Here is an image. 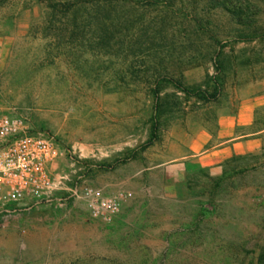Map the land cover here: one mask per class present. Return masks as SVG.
Returning a JSON list of instances; mask_svg holds the SVG:
<instances>
[{"label":"rangeland","instance_id":"1","mask_svg":"<svg viewBox=\"0 0 264 264\" xmlns=\"http://www.w3.org/2000/svg\"><path fill=\"white\" fill-rule=\"evenodd\" d=\"M57 1L0 0L1 108L61 144L41 204H0V264H257L264 0Z\"/></svg>","mask_w":264,"mask_h":264},{"label":"built area","instance_id":"2","mask_svg":"<svg viewBox=\"0 0 264 264\" xmlns=\"http://www.w3.org/2000/svg\"><path fill=\"white\" fill-rule=\"evenodd\" d=\"M60 150L57 136L33 130L25 117L0 105V204L24 205L27 210L41 204L52 185L48 164ZM119 205L117 199L97 196L93 210L115 212Z\"/></svg>","mask_w":264,"mask_h":264},{"label":"trees","instance_id":"3","mask_svg":"<svg viewBox=\"0 0 264 264\" xmlns=\"http://www.w3.org/2000/svg\"><path fill=\"white\" fill-rule=\"evenodd\" d=\"M140 1L144 0H59L57 2H54V4L51 6L53 9L59 8L62 9L64 12H67L69 9H72L74 7L83 6V5H111V4H131L132 2L138 4ZM176 87L182 89L186 92L189 96H196L197 98L204 100V101H212L216 99L218 95V89L209 92L207 90H204L200 87H185L180 82H176ZM157 93V90H155ZM151 138L143 144V147H146L148 145H151L154 141V139L157 137V123L153 125ZM97 165V171L100 170H107L112 169L114 167V164H107V163H99ZM257 264H264V245L261 247L260 252L258 254V260Z\"/></svg>","mask_w":264,"mask_h":264},{"label":"crops","instance_id":"4","mask_svg":"<svg viewBox=\"0 0 264 264\" xmlns=\"http://www.w3.org/2000/svg\"><path fill=\"white\" fill-rule=\"evenodd\" d=\"M234 127V121L230 122L229 124L225 125V129H223V132L225 134L230 133V131L232 130V128Z\"/></svg>","mask_w":264,"mask_h":264}]
</instances>
